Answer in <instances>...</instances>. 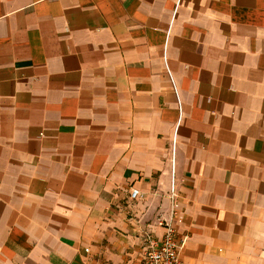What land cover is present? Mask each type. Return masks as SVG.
<instances>
[{"label": "crops", "instance_id": "0c3cea01", "mask_svg": "<svg viewBox=\"0 0 264 264\" xmlns=\"http://www.w3.org/2000/svg\"><path fill=\"white\" fill-rule=\"evenodd\" d=\"M173 194L264 264V0H0V264H142Z\"/></svg>", "mask_w": 264, "mask_h": 264}, {"label": "built area", "instance_id": "2783aa9c", "mask_svg": "<svg viewBox=\"0 0 264 264\" xmlns=\"http://www.w3.org/2000/svg\"><path fill=\"white\" fill-rule=\"evenodd\" d=\"M138 195V190H131V199H135ZM172 198L173 204L170 215L158 220V224L165 228L164 235L159 241L151 235L146 236L148 247L145 250L142 264H181V252L185 240L180 236L176 225L178 203L175 201L174 194Z\"/></svg>", "mask_w": 264, "mask_h": 264}]
</instances>
